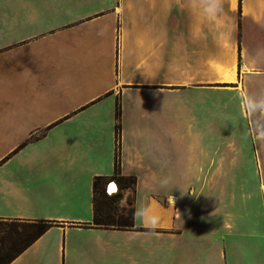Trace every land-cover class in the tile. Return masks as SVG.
<instances>
[{
  "label": "crops",
  "instance_id": "crops-1",
  "mask_svg": "<svg viewBox=\"0 0 264 264\" xmlns=\"http://www.w3.org/2000/svg\"><path fill=\"white\" fill-rule=\"evenodd\" d=\"M245 94L264 99V0L214 19L192 0H0V220L52 221L9 264H264ZM116 159L133 226L99 228Z\"/></svg>",
  "mask_w": 264,
  "mask_h": 264
},
{
  "label": "trees",
  "instance_id": "trees-1",
  "mask_svg": "<svg viewBox=\"0 0 264 264\" xmlns=\"http://www.w3.org/2000/svg\"><path fill=\"white\" fill-rule=\"evenodd\" d=\"M118 108V106H117ZM116 139H119V131H120V124H119V110L116 111ZM129 180L132 186L135 185V179L133 177H122L118 176V161H115V174L110 178L106 177H96L93 183V190H94V198H93V208H94V215H93V224L99 228L104 229H124L133 226V215L134 210L132 207V203L129 204V210L127 216L123 213H118L116 205L117 199L121 196V191L126 189L125 185L122 184L123 181ZM115 181L120 184V191L117 194L108 196L105 190V185L109 184L110 182ZM134 188V187H133ZM98 194L101 198V202H98ZM1 222L5 223L6 226L9 228L17 227L13 232L17 235V233H21L22 227L20 224H23L22 221L17 220H0ZM6 221H9L10 225H7ZM17 224V225H15ZM52 226V221L46 220H38L34 222H30L29 226L31 231V236L26 240H18L13 241L10 244L13 246L17 245L21 248L19 250L14 249L12 250L11 254L4 256L3 258L0 257V264H9L14 258H16L23 250H25L30 244H32L38 237H40L48 228Z\"/></svg>",
  "mask_w": 264,
  "mask_h": 264
},
{
  "label": "clouds",
  "instance_id": "clouds-1",
  "mask_svg": "<svg viewBox=\"0 0 264 264\" xmlns=\"http://www.w3.org/2000/svg\"><path fill=\"white\" fill-rule=\"evenodd\" d=\"M192 4L194 7L201 8L206 15L214 19L217 14L222 11L223 0H192ZM241 99L244 103V114L246 117L251 119L253 115H256L257 120L264 119V99H262L259 103H254L248 98L247 94H245V96ZM252 135L257 141L264 142V128L253 126ZM161 183L163 186L167 184V181L165 180ZM170 203L173 206V198L170 199ZM135 215L141 220H145L147 218V222L152 228H155L160 222V217L158 215H149L148 210L143 206L137 209Z\"/></svg>",
  "mask_w": 264,
  "mask_h": 264
},
{
  "label": "rangeland",
  "instance_id": "rangeland-1",
  "mask_svg": "<svg viewBox=\"0 0 264 264\" xmlns=\"http://www.w3.org/2000/svg\"><path fill=\"white\" fill-rule=\"evenodd\" d=\"M134 1H138V0H134ZM113 182V181H112ZM116 187L118 188V192L120 191V184L115 182ZM123 185H125V187H127L126 189L129 191V194L126 196L125 200H123V202H120V197L117 199L116 201V205L115 207H117V211L118 213H123L125 216H127L128 210H129V204L132 203L133 200V194H132V190L133 187L130 184L129 180L123 181L122 182ZM106 186L105 185V190H106ZM124 189V190H126ZM107 193V192H106ZM121 193V192H120ZM108 196H110L107 193ZM98 202H101V198L98 194ZM121 203V204H120ZM7 225H10L9 221H6ZM30 222H23V224H20V226L22 227V231L21 233H17V235L13 232L17 227H11L9 228L8 226L5 225V223L0 221V257L3 258L4 256L11 254L13 247L16 250H19L21 247L20 246H13L12 244H10L13 241H18V240H26L31 236V231L29 226ZM17 225V224H15ZM13 246V247H12Z\"/></svg>",
  "mask_w": 264,
  "mask_h": 264
},
{
  "label": "bare ground",
  "instance_id": "bare-ground-1",
  "mask_svg": "<svg viewBox=\"0 0 264 264\" xmlns=\"http://www.w3.org/2000/svg\"><path fill=\"white\" fill-rule=\"evenodd\" d=\"M170 199H171V198H170ZM176 202H177V200H176L175 198H173V205H175ZM158 216L160 217V215H158ZM146 223H148V222H147V218H146Z\"/></svg>",
  "mask_w": 264,
  "mask_h": 264
},
{
  "label": "snow or ice",
  "instance_id": "snow-or-ice-1",
  "mask_svg": "<svg viewBox=\"0 0 264 264\" xmlns=\"http://www.w3.org/2000/svg\"><path fill=\"white\" fill-rule=\"evenodd\" d=\"M114 190H115V189H114V186H110V187H109V191H110V192H112V191H114Z\"/></svg>",
  "mask_w": 264,
  "mask_h": 264
}]
</instances>
